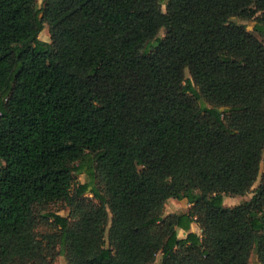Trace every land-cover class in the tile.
Wrapping results in <instances>:
<instances>
[{
  "label": "trees",
  "instance_id": "obj_1",
  "mask_svg": "<svg viewBox=\"0 0 264 264\" xmlns=\"http://www.w3.org/2000/svg\"><path fill=\"white\" fill-rule=\"evenodd\" d=\"M41 2L0 0V264H264V0Z\"/></svg>",
  "mask_w": 264,
  "mask_h": 264
},
{
  "label": "rangeland",
  "instance_id": "obj_2",
  "mask_svg": "<svg viewBox=\"0 0 264 264\" xmlns=\"http://www.w3.org/2000/svg\"><path fill=\"white\" fill-rule=\"evenodd\" d=\"M41 5H42L41 0H36L37 9H40ZM160 10L162 12H165V5L164 4L160 5ZM258 15L259 14H256L255 17H257ZM231 21L234 23L243 25L245 27L246 31H248L253 36L257 37L258 39L262 40V42L264 43V38L259 36L258 33H256L253 30L255 18L244 19L241 17H233V18H231ZM164 34H165L164 29H160L158 37L163 38ZM38 39L41 41L48 42V43L50 42L49 26L46 23L43 24V28L38 34ZM184 75L186 78H190V75H189V72L187 69H185ZM197 102H198L200 107H203V106L211 107L202 98H199L197 100ZM262 157H264V151H263ZM261 173H262V163L260 166L259 175H258L256 181L253 183L250 190L243 195H236V196L224 195L223 196L224 205L234 206L236 204H239L242 201L248 200L253 195L254 190L258 187V185L260 183ZM86 181H88V176L85 172L74 174V185L76 183H84ZM98 188H100V187L98 186ZM85 196H88L90 198L92 197V195L89 193H86ZM93 201L95 203L98 202V200H96V199H93ZM189 206H190V204H188L185 199L177 200V199L170 198V199H167L166 203L164 204L163 214L164 215L169 214V213H179L180 214V213L187 211ZM67 209H68L67 206H65V204L63 202H56L53 204H48V205H44V206L40 207L36 213V219H37L36 231L38 233H47V232L54 231V228L50 222L51 219H49L48 214L57 213L59 215H66ZM190 230L194 231L198 234L200 233V229L197 226V224H195V223L192 224V226L190 227ZM106 234L107 233L105 231V234H104L105 240H106ZM184 234H185L184 231H182V230L178 231V237H181ZM56 250L58 251V253L54 256V258L52 260H50V261L48 260L45 264H67L64 251L58 247ZM160 259H161V254L158 253L155 257L153 264L158 263L160 261ZM248 264H259L255 251H253L250 254Z\"/></svg>",
  "mask_w": 264,
  "mask_h": 264
},
{
  "label": "crops",
  "instance_id": "obj_3",
  "mask_svg": "<svg viewBox=\"0 0 264 264\" xmlns=\"http://www.w3.org/2000/svg\"><path fill=\"white\" fill-rule=\"evenodd\" d=\"M170 199V198H169ZM193 224V223H192ZM192 224H191V226H192ZM185 236V234L184 235H182L181 237H184Z\"/></svg>",
  "mask_w": 264,
  "mask_h": 264
}]
</instances>
